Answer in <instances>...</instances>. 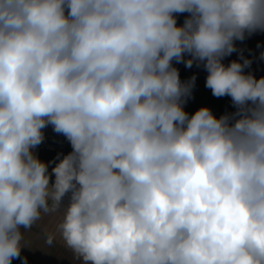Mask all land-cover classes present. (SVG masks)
Wrapping results in <instances>:
<instances>
[{"label":"clouds","instance_id":"obj_1","mask_svg":"<svg viewBox=\"0 0 264 264\" xmlns=\"http://www.w3.org/2000/svg\"><path fill=\"white\" fill-rule=\"evenodd\" d=\"M257 32L264 0H0V264L57 210L81 264H264V76L224 63ZM174 62L233 111L189 114Z\"/></svg>","mask_w":264,"mask_h":264},{"label":"crops","instance_id":"obj_2","mask_svg":"<svg viewBox=\"0 0 264 264\" xmlns=\"http://www.w3.org/2000/svg\"><path fill=\"white\" fill-rule=\"evenodd\" d=\"M186 14H180L177 22L182 24ZM237 51L225 57L224 63L228 64L232 60H238L240 51L243 55L252 60L251 66L245 68V72H251L255 77L264 76V59H260V52L264 51V32H257L250 36H246L243 41H236ZM257 45H260L258 47ZM190 58L185 55V61ZM174 66L178 68L181 81H187L195 76V84L192 89L191 96L187 99L185 110L192 114L202 106L209 107L218 117L223 113L233 111L230 97H214L211 90L205 87L207 72L203 65H197L195 62L192 67H186L185 62L176 63ZM44 134L51 136L64 137L53 130L51 125L43 129ZM71 151V146L67 142L66 148L63 151H57L61 154H67ZM35 154L44 161L53 160L52 155L42 151L41 144L35 149ZM60 217L59 210L42 214L41 219L26 232L25 237L31 240L30 246H25L21 250L19 259H14L12 264H18L23 258H27V264H81V261L68 249L59 233L56 231V225ZM23 231V229H22ZM46 233H53L54 239L51 244H45ZM22 262V261H21Z\"/></svg>","mask_w":264,"mask_h":264},{"label":"built area","instance_id":"obj_3","mask_svg":"<svg viewBox=\"0 0 264 264\" xmlns=\"http://www.w3.org/2000/svg\"><path fill=\"white\" fill-rule=\"evenodd\" d=\"M45 139L43 143H41L42 148L50 149V150H56V151H63L66 148L67 145V139L65 137L60 136H51L48 134H44ZM23 261V259H21ZM19 261L18 264H22V262Z\"/></svg>","mask_w":264,"mask_h":264},{"label":"trees","instance_id":"obj_4","mask_svg":"<svg viewBox=\"0 0 264 264\" xmlns=\"http://www.w3.org/2000/svg\"><path fill=\"white\" fill-rule=\"evenodd\" d=\"M42 151H43V153L44 152H48L49 155H52L53 159L57 156V151L56 150H50V149L42 148Z\"/></svg>","mask_w":264,"mask_h":264}]
</instances>
